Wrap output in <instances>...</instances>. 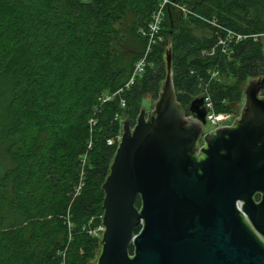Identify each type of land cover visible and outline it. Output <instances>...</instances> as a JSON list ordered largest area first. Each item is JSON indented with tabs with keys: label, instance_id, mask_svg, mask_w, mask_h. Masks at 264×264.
<instances>
[{
	"label": "trees",
	"instance_id": "obj_1",
	"mask_svg": "<svg viewBox=\"0 0 264 264\" xmlns=\"http://www.w3.org/2000/svg\"><path fill=\"white\" fill-rule=\"evenodd\" d=\"M163 1L0 0V264L97 259L117 148L107 141L121 133L118 117L133 127L141 99H158L167 53L187 117L203 90L232 113L241 84L264 76V0H165L151 36ZM227 31L232 41L218 46Z\"/></svg>",
	"mask_w": 264,
	"mask_h": 264
},
{
	"label": "water",
	"instance_id": "obj_2",
	"mask_svg": "<svg viewBox=\"0 0 264 264\" xmlns=\"http://www.w3.org/2000/svg\"><path fill=\"white\" fill-rule=\"evenodd\" d=\"M165 62L154 110L123 123L96 264H264V76L246 82L232 126L204 133L202 99L187 117Z\"/></svg>",
	"mask_w": 264,
	"mask_h": 264
},
{
	"label": "built area",
	"instance_id": "obj_3",
	"mask_svg": "<svg viewBox=\"0 0 264 264\" xmlns=\"http://www.w3.org/2000/svg\"><path fill=\"white\" fill-rule=\"evenodd\" d=\"M167 3V1H163L162 5H160V9L158 12L155 14L153 21L150 25V33L151 36L156 35L159 31V26L161 23V17H162V8L163 6ZM240 37H238L239 39ZM229 41H232V32L227 31L225 39H220L218 41V46L224 47L226 43ZM213 53V50L212 52ZM146 54L136 62L134 66V70L132 72V75L126 84L125 88L130 87L133 85L137 80H139L142 77V74L144 72V68L146 65ZM217 76V72L213 71L211 73V78H214ZM115 95V94H114ZM114 95L107 96L105 99H103V102H106L113 98ZM201 99L203 101L202 103V108L204 109L206 115H205V123H208L213 129H215L218 126L221 125H226L228 127L232 126L235 122V120L239 117L237 115H233L232 113H227V112H216L214 104L209 96V94L206 92V90H203L201 93ZM122 107L124 106V101H121ZM193 118V117H190ZM121 141V133L116 137L115 140H108L107 144L108 145H113L114 143L118 146V144ZM103 227L101 226L99 228V232L102 234L103 232Z\"/></svg>",
	"mask_w": 264,
	"mask_h": 264
},
{
	"label": "rangeland",
	"instance_id": "obj_4",
	"mask_svg": "<svg viewBox=\"0 0 264 264\" xmlns=\"http://www.w3.org/2000/svg\"><path fill=\"white\" fill-rule=\"evenodd\" d=\"M260 41H261V43H262V45H263V48H264V36H262V37L260 38ZM164 65H165V64H164ZM250 81H252V80H250ZM223 82H224L225 84H228V85L234 83L233 79H225V78L223 79ZM246 82H247V81H246ZM246 82L243 83V84H241V86L239 87L240 90H241V93H243V91H244V88H245ZM161 89H162V88H161ZM260 96H264V90L260 93ZM154 101H156V100L153 98L152 95H146V96H144V97L141 99V104H140V108H139L140 112L143 111L144 108H145L147 105L152 104ZM240 102H241V101H240ZM154 106H155V102L153 103V110H154ZM240 109H241V105H240V103H239L238 105L235 106V109H234L235 111L232 110V111H233L232 114H233V115H237V116H239L240 111H241ZM150 114H151V111H150V110H147V111H146V116H147V115H150ZM118 118H119V122H120V124H121V130H122V128H123V123H124V121H126V117H124V116L121 117V116H120V117H118ZM202 130H203L204 133H207V132L212 131L213 128H212L208 123H206V124L203 126ZM201 145H202V141L200 140V142H199V146H201ZM98 231H99V229H98ZM90 264H96V260L93 261V262H91Z\"/></svg>",
	"mask_w": 264,
	"mask_h": 264
},
{
	"label": "flooded vegetation",
	"instance_id": "obj_5",
	"mask_svg": "<svg viewBox=\"0 0 264 264\" xmlns=\"http://www.w3.org/2000/svg\"><path fill=\"white\" fill-rule=\"evenodd\" d=\"M205 124H206V123H205ZM256 200H257V201L259 200L258 196L256 197Z\"/></svg>",
	"mask_w": 264,
	"mask_h": 264
}]
</instances>
